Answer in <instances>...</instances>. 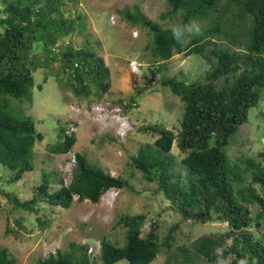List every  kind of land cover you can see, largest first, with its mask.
I'll return each mask as SVG.
<instances>
[{"label": "trees", "instance_id": "trees-1", "mask_svg": "<svg viewBox=\"0 0 264 264\" xmlns=\"http://www.w3.org/2000/svg\"><path fill=\"white\" fill-rule=\"evenodd\" d=\"M77 0H3L0 10V164L17 183L26 173L35 170V146L44 140L32 116L16 108V101L33 97L35 73L48 69L61 60L63 74L70 71L69 82L75 81L74 92L90 96L92 86L102 92L110 87L109 70L104 59L92 48L76 50L66 47L56 52L60 40L74 32L81 16L72 17L68 2ZM173 7L170 15L181 12L177 22L198 20L203 35L181 45L163 29L144 18L138 11H122L124 18L135 25L143 23L153 35V57L163 61L152 72L161 73V84L169 88L184 104L179 133L167 126L145 128L157 136L154 146L143 145L131 157L135 173L149 184L154 194H163L184 219L196 223L222 221L227 229L214 236H204L192 246V256L183 254L181 264H221L233 257L232 264H264V242L254 233L264 223V166L246 159L245 168L230 164L226 148L239 127L248 122L250 110L264 100V0H167ZM69 13V17L65 13ZM204 24V25H203ZM215 39H225L220 47ZM200 56L212 63V70L203 81L188 83L164 72L166 62L174 55ZM215 60V61H214ZM73 76V77H71ZM67 85H69L67 83ZM41 91L42 86H38ZM119 104L124 100H119ZM61 126L63 141L51 151L66 155L76 144L75 134H67ZM186 154L182 160L173 155V145ZM264 160V153H260ZM71 183L58 190L50 188V175L36 188L33 199L20 202L7 195L16 207L34 212L38 203L70 209L74 195L78 202L98 204L112 188H129V182L115 178L103 168L95 167L84 155L77 154ZM259 187V188H258ZM12 196V199L10 198ZM144 215L124 216L117 224L127 228L126 241L118 246L103 238L100 250L90 246L70 245L40 260V264H152L161 251L169 253L174 240V227L163 243L154 231L143 237ZM41 225V224H40ZM48 224L43 223L44 230ZM264 227V226H263ZM256 228V229H255ZM257 231H261L257 230ZM257 233V232H256ZM163 248V249H162ZM183 249H180L182 251ZM169 257L164 264H174ZM0 264H15L8 248L0 246Z\"/></svg>", "mask_w": 264, "mask_h": 264}, {"label": "rangeland", "instance_id": "rangeland-1", "mask_svg": "<svg viewBox=\"0 0 264 264\" xmlns=\"http://www.w3.org/2000/svg\"><path fill=\"white\" fill-rule=\"evenodd\" d=\"M68 3L71 16H81L82 20L77 21L78 26L72 34L58 42L62 47H57L56 52H63L68 46L76 50L92 48L104 59L111 87L102 92L92 86L89 97L78 96L73 90L75 81L68 80L70 71L63 74L61 60L57 59L48 69L35 73L36 87L31 103L14 99L17 110L32 116L38 131L45 137L35 146V170L26 173L19 182L10 183L11 171L0 164V246L9 249L15 264H40L49 253L69 250L71 244L79 247L95 244L99 248L106 238L123 246L127 228L117 222L124 216L144 215V238L155 230L161 244L176 227L172 250L169 253L161 251L152 264H164L169 257L178 260L174 264H181L185 258L183 254L192 256L196 240L218 235L227 226L222 221L201 224L184 219L163 194H154L155 184L147 183L133 170L131 157L143 145L154 146L157 139L153 132L144 129L167 126L177 135L184 104L161 84V73L154 75L152 72L153 65L157 67L163 61L152 55L150 29L143 23H129L121 13L126 9L136 10L148 21L169 29L170 24L178 23L181 12L170 15L173 7L167 0H77ZM5 7L0 0V10ZM65 16L68 18L69 13ZM214 42L220 47L228 45L225 39ZM133 61L141 65L139 72L131 71ZM166 65V74L177 76L179 80L187 79L188 83L203 81L212 70L210 61L195 55L175 54ZM38 86H42L41 91ZM120 99L125 100L121 103L125 107L119 105ZM109 105L115 108L109 110ZM66 125L67 134H75L76 144L66 155L53 154L51 148L57 141H63L60 128ZM226 152L231 165L245 168L242 161L254 159L256 164L264 166L260 157V153H264V100L250 110L248 122L232 136ZM172 153L177 160L186 156L177 148V142ZM77 154L84 155L91 165L103 168L111 176L127 180L129 188L105 194L98 204L88 200L80 203L75 196L70 209L40 202L34 212L16 207L7 197L13 195L20 202L31 201L36 188L43 183L44 174L50 175L52 190L69 185L74 177ZM114 193L117 196L113 198ZM43 223L48 224L44 230ZM257 226V233H254L264 242V223ZM232 262L233 257H229L222 264Z\"/></svg>", "mask_w": 264, "mask_h": 264}, {"label": "clouds", "instance_id": "clouds-1", "mask_svg": "<svg viewBox=\"0 0 264 264\" xmlns=\"http://www.w3.org/2000/svg\"><path fill=\"white\" fill-rule=\"evenodd\" d=\"M169 30L171 32L172 38L176 41V43H179L181 45H185V44L189 43L192 39H194L200 35H203V26L198 20H195V19H191L187 23H183V22L172 23L169 25ZM133 62H135V61H133ZM140 67H141L140 64H137V67H135V65H133V67L131 66V71L133 73L139 72ZM123 107H125V106L123 105ZM108 108H109V110H111L112 108H115V107L112 105H109ZM115 190H117V188H112L109 191H107L105 194L107 195L108 193H112ZM105 194H103L102 197ZM115 195L117 196V194L114 193L113 198L115 197ZM75 196H77V201H78L79 196L74 195L73 196L74 200H75ZM100 248H101V246H99V248H97V249L100 250ZM221 264H222V262H221Z\"/></svg>", "mask_w": 264, "mask_h": 264}, {"label": "built area", "instance_id": "built-area-1", "mask_svg": "<svg viewBox=\"0 0 264 264\" xmlns=\"http://www.w3.org/2000/svg\"><path fill=\"white\" fill-rule=\"evenodd\" d=\"M133 65H135V67H137L136 62H132V63H131V66L133 67Z\"/></svg>", "mask_w": 264, "mask_h": 264}, {"label": "water", "instance_id": "water-1", "mask_svg": "<svg viewBox=\"0 0 264 264\" xmlns=\"http://www.w3.org/2000/svg\"><path fill=\"white\" fill-rule=\"evenodd\" d=\"M257 228H258V226H257Z\"/></svg>", "mask_w": 264, "mask_h": 264}]
</instances>
